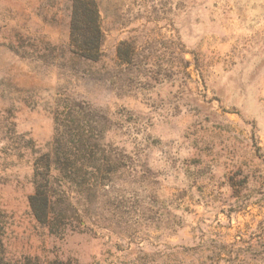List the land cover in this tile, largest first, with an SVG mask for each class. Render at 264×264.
Instances as JSON below:
<instances>
[{
    "label": "rangeland",
    "instance_id": "1",
    "mask_svg": "<svg viewBox=\"0 0 264 264\" xmlns=\"http://www.w3.org/2000/svg\"><path fill=\"white\" fill-rule=\"evenodd\" d=\"M95 1L0 0V264H264V0Z\"/></svg>",
    "mask_w": 264,
    "mask_h": 264
},
{
    "label": "trees",
    "instance_id": "2",
    "mask_svg": "<svg viewBox=\"0 0 264 264\" xmlns=\"http://www.w3.org/2000/svg\"><path fill=\"white\" fill-rule=\"evenodd\" d=\"M102 42L103 31L96 1L72 0L71 44L82 51L85 58L98 60L101 57ZM118 55L121 60L126 59L122 48H119ZM129 55L131 56L128 53L127 57ZM45 187V185L37 187L36 194L31 197L30 206L35 217L41 216L47 220L52 208V200Z\"/></svg>",
    "mask_w": 264,
    "mask_h": 264
}]
</instances>
